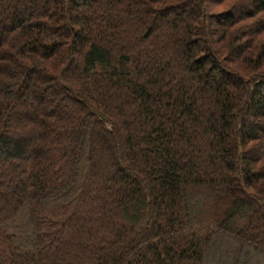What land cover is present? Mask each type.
<instances>
[{
  "label": "trees",
  "instance_id": "16d2710c",
  "mask_svg": "<svg viewBox=\"0 0 264 264\" xmlns=\"http://www.w3.org/2000/svg\"><path fill=\"white\" fill-rule=\"evenodd\" d=\"M0 264H264V0H0Z\"/></svg>",
  "mask_w": 264,
  "mask_h": 264
}]
</instances>
